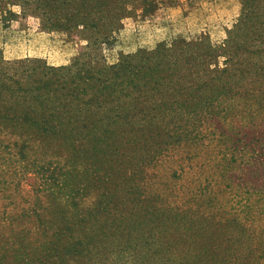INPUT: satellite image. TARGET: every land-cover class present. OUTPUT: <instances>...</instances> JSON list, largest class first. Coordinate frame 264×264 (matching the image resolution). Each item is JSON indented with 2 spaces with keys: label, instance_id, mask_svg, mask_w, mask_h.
I'll return each mask as SVG.
<instances>
[{
  "label": "trees",
  "instance_id": "16d2710c",
  "mask_svg": "<svg viewBox=\"0 0 264 264\" xmlns=\"http://www.w3.org/2000/svg\"><path fill=\"white\" fill-rule=\"evenodd\" d=\"M181 1L0 0L3 26L84 42L59 66L0 50V264H264V0L219 43L101 55Z\"/></svg>",
  "mask_w": 264,
  "mask_h": 264
},
{
  "label": "rangeland",
  "instance_id": "374dc122",
  "mask_svg": "<svg viewBox=\"0 0 264 264\" xmlns=\"http://www.w3.org/2000/svg\"><path fill=\"white\" fill-rule=\"evenodd\" d=\"M238 10L237 0H191L176 6H159L145 19L123 20L115 44L101 55L107 63H112L119 54L139 48L152 49L161 41L192 38L201 33L212 43H219ZM11 11L17 13L18 8L12 7ZM83 46V41L69 42L61 33L39 30L31 17L17 19L6 26L0 22V50L6 62L36 59L50 66L65 65L83 51ZM31 181L26 178L24 186Z\"/></svg>",
  "mask_w": 264,
  "mask_h": 264
}]
</instances>
